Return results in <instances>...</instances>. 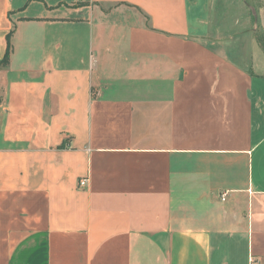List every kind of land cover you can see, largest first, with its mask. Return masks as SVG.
<instances>
[{
  "label": "crops",
  "instance_id": "crops-1",
  "mask_svg": "<svg viewBox=\"0 0 264 264\" xmlns=\"http://www.w3.org/2000/svg\"><path fill=\"white\" fill-rule=\"evenodd\" d=\"M231 3L212 27L215 0H0V264H264V75Z\"/></svg>",
  "mask_w": 264,
  "mask_h": 264
},
{
  "label": "rangeland",
  "instance_id": "rangeland-1",
  "mask_svg": "<svg viewBox=\"0 0 264 264\" xmlns=\"http://www.w3.org/2000/svg\"><path fill=\"white\" fill-rule=\"evenodd\" d=\"M236 1L240 2L241 7L243 5L244 6L246 5L245 6L246 10L244 12H246L245 13L246 15L250 16L251 19L250 29L254 35L257 33V35L261 38V43L257 41L259 44L260 51L257 52L256 54L253 53L252 56H253V60L256 61L257 71L260 74L264 75V0H236ZM231 5H232L231 0H215L214 11H213L214 16H212L214 17V20L211 22L212 27H216L219 25L220 18L232 20L233 14L229 12V8L231 9ZM223 14H226V16H223ZM226 26H223V28L228 29V26L227 28H225ZM226 36H229V32H226ZM235 47L237 46H234V48ZM234 58H236L245 67L251 68V64L249 60L243 59L238 55H235ZM255 92L260 93L261 95L264 96V77L256 76Z\"/></svg>",
  "mask_w": 264,
  "mask_h": 264
},
{
  "label": "trees",
  "instance_id": "trees-1",
  "mask_svg": "<svg viewBox=\"0 0 264 264\" xmlns=\"http://www.w3.org/2000/svg\"><path fill=\"white\" fill-rule=\"evenodd\" d=\"M256 40L261 43V38L257 35V33L255 34ZM10 55H11V40L10 37H8L7 40V53L6 56L4 58V60L0 63V68L1 67H7L9 65V61H10Z\"/></svg>",
  "mask_w": 264,
  "mask_h": 264
},
{
  "label": "built area",
  "instance_id": "built-area-1",
  "mask_svg": "<svg viewBox=\"0 0 264 264\" xmlns=\"http://www.w3.org/2000/svg\"><path fill=\"white\" fill-rule=\"evenodd\" d=\"M80 185H81L82 187L86 186V180L81 181V182H80ZM222 197H223V199H224V198H225V195H223Z\"/></svg>",
  "mask_w": 264,
  "mask_h": 264
}]
</instances>
